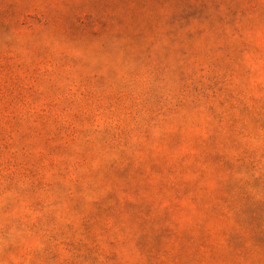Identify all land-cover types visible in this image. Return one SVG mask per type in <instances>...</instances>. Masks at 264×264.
<instances>
[{
	"label": "rangeland",
	"instance_id": "1",
	"mask_svg": "<svg viewBox=\"0 0 264 264\" xmlns=\"http://www.w3.org/2000/svg\"><path fill=\"white\" fill-rule=\"evenodd\" d=\"M0 264H264V0H0Z\"/></svg>",
	"mask_w": 264,
	"mask_h": 264
}]
</instances>
